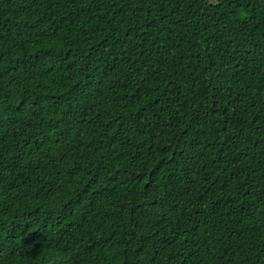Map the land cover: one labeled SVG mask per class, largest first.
<instances>
[{
  "label": "trees",
  "instance_id": "16d2710c",
  "mask_svg": "<svg viewBox=\"0 0 264 264\" xmlns=\"http://www.w3.org/2000/svg\"><path fill=\"white\" fill-rule=\"evenodd\" d=\"M0 264H264V0H0Z\"/></svg>",
  "mask_w": 264,
  "mask_h": 264
},
{
  "label": "rangeland",
  "instance_id": "374dc122",
  "mask_svg": "<svg viewBox=\"0 0 264 264\" xmlns=\"http://www.w3.org/2000/svg\"><path fill=\"white\" fill-rule=\"evenodd\" d=\"M212 1H216V0H212Z\"/></svg>",
  "mask_w": 264,
  "mask_h": 264
}]
</instances>
